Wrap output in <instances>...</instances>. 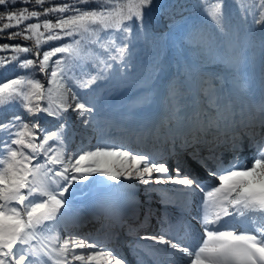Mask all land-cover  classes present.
I'll use <instances>...</instances> for the list:
<instances>
[{"label": "snow or ice", "instance_id": "6c2138e0", "mask_svg": "<svg viewBox=\"0 0 264 264\" xmlns=\"http://www.w3.org/2000/svg\"><path fill=\"white\" fill-rule=\"evenodd\" d=\"M31 2L0 0V38L7 32V41L34 42L0 44V53H12L0 56V66L15 63L25 70L0 85V112L19 105L31 117L14 114L0 121V264H128L116 246V227L133 238L128 247L137 264H162V254L163 264H264V96L237 111L234 102L221 107L210 90L207 113L194 114L181 131L174 122L177 92L169 88L168 112L154 134L165 143L171 138L172 148L166 156L133 150L104 131L100 101L131 67L132 47L150 35L167 38L154 31V0H69L49 7L44 5L51 0H34L41 10L16 8ZM233 2L242 21L264 25V0ZM195 6L221 37H229L226 0H196ZM50 15L55 19L40 21ZM55 41L62 43L42 50ZM232 69L238 90L247 93L248 78L239 65ZM41 113L55 121L50 128L40 123ZM245 140L251 162L241 155ZM224 144L232 152L228 160L220 150ZM132 181L146 186L142 201ZM82 185L102 192L96 206L112 221L95 232L79 230L83 220L74 193L83 192ZM124 206L130 208L126 218ZM169 206L182 210L191 239L172 230ZM153 221L157 230L140 236Z\"/></svg>", "mask_w": 264, "mask_h": 264}, {"label": "trees", "instance_id": "16d2710c", "mask_svg": "<svg viewBox=\"0 0 264 264\" xmlns=\"http://www.w3.org/2000/svg\"><path fill=\"white\" fill-rule=\"evenodd\" d=\"M69 0H51V4L45 3L44 7L52 4H62ZM243 4H251L252 0H241ZM196 0H154V11L152 12V24L156 33H166V39L149 38L142 39L137 45L141 46V52L135 53L131 50V67L120 76L116 77L109 85L110 91L106 93L101 107V114L107 125L106 114L115 115L122 119L133 117L134 110L138 107L139 99L147 98L154 102L158 91L165 83V92L169 88H175L177 98L175 100L176 112L179 105L186 102V87L184 79L192 81L201 92L204 98H207L210 90H215L219 80L224 78L235 82L232 65L237 64L241 67L243 75L248 80L251 73V64L258 59L261 54L264 56V48L261 47V39L264 38V25L253 26L248 22L242 21L239 9L233 0H226L225 11L229 16V37H221L210 19L204 12L195 6ZM28 7L30 10H41L40 6L35 5L34 0L29 4H16V8ZM88 8H95L97 5L88 4ZM44 19H55L53 16L40 17ZM36 22L27 21L25 23ZM159 22V23H158ZM23 27V25H21ZM11 28L8 31H16ZM7 32L0 38V44L5 42L10 44L23 43L27 46H33V41H23L17 38L7 41ZM62 41L50 42L42 46V50L55 46ZM12 53H0V56L11 55ZM28 55V58H34L31 54H21V58ZM247 61L244 63V61ZM264 62V57L262 58ZM264 65V64H263ZM25 70L19 69L15 63L6 66H0V85L12 78H18ZM34 73L35 78L44 80L43 75L37 69L28 70ZM264 66L258 71L256 78L260 88L264 91ZM239 75V74H238ZM139 84L142 88L138 96L125 94L124 89ZM88 91V90H81ZM259 96V95H257ZM112 97H116L112 101ZM140 97V98H139ZM185 97V98H184ZM206 105H208V101ZM167 104V101L165 100ZM168 106V105H167ZM14 114H20L25 119H30L27 113L19 106L14 105L9 109L0 112V121L9 119ZM40 123L45 127H51L55 121L45 114H39ZM73 131H82L80 122L76 120L75 114L71 116ZM89 133V139L92 138ZM77 142L80 136L76 137ZM92 143L93 139H91ZM75 147V145H73Z\"/></svg>", "mask_w": 264, "mask_h": 264}, {"label": "rangeland", "instance_id": "374dc122", "mask_svg": "<svg viewBox=\"0 0 264 264\" xmlns=\"http://www.w3.org/2000/svg\"><path fill=\"white\" fill-rule=\"evenodd\" d=\"M159 23V22H158ZM141 48V46H139V45H135L134 47H132V49L131 50H133L135 53H139V52H141L139 49ZM259 59H261V58H259ZM261 64L258 62V64H256V65H254L253 67H254V70H253V73H252V75L250 74L248 77L250 78L251 76H252V78H254V79H252V78H250L249 79V81L250 82H252V84H251V90H250V92L248 91L247 93H242V94H245L248 98H250V99H252L253 98V96H252V93L254 92H258V90H260V88H258V79L257 78H255L256 77V73H257V71L260 69V66ZM254 75V76H253ZM225 84H228V85H230V87L232 86L234 89H236V90H238V88H237V86L236 85H233V83H230L229 81H225L224 82ZM141 91V87H139V86H133V87H129V88H127L126 90H124V93H128V94H130L131 96H133L134 97V95H138V93ZM239 91V90H238ZM240 92V91H239ZM241 93V92H240ZM140 98V97H139ZM140 100H144V99H139V101H138V103L140 102ZM152 105H154V106H149V105H145V100L144 101H142L141 102V107L137 110V114H139V115H142V114H146V113H149V112H151V111H153V110H155V108H156V102H154V104L153 103H151ZM112 117H117V116H115L114 114L112 115ZM136 126V125H135ZM104 131L105 132H108V133H110V135H111V133H112V131H110V130H107V128H104ZM126 132H124L123 133V135H124V137L127 139V141L129 140V141H131V138L130 137H127L126 136ZM84 185H82L81 187H83ZM90 186V185H89ZM146 187V186H145ZM163 187H167V186H163ZM66 195H68L67 193H66ZM131 249L129 248L128 250H127V253H128V255H130V253H131ZM78 263V262H77Z\"/></svg>", "mask_w": 264, "mask_h": 264}, {"label": "bare ground", "instance_id": "6f19581e", "mask_svg": "<svg viewBox=\"0 0 264 264\" xmlns=\"http://www.w3.org/2000/svg\"><path fill=\"white\" fill-rule=\"evenodd\" d=\"M194 84V83H193ZM189 92V91H188ZM237 102V101H236ZM165 103V102H164ZM189 110V108H181L180 110H178V116H176V119L174 120V122H175V124H176V126L178 127V125H177V122L178 121H180L182 118H183V116L184 115H186V114H182V113H185L186 111H188ZM181 131H182V129L181 128H179ZM244 148H245V146L243 145V150H244ZM154 151H156V150H154ZM248 151V150H247ZM249 153H251V152H249ZM253 153V152H252ZM101 180H103L102 178H100ZM83 188V192L84 191H87V190H91V188H90V186H83L82 187ZM94 190V189H93ZM78 192H80V194H81V191H77V192H75V193H78ZM82 192V193H83ZM80 231H82V232H91L92 231V229L90 228V226H88L87 224H83V226L82 227H80V229H79ZM124 230H126V229H124ZM130 240H132L131 238H130V236L129 237H126V240H125V243H129V241ZM116 246L117 247H123V249H125V247L124 246H122L121 245V243H118V244H116ZM177 255H179V253H177ZM78 264V263H77Z\"/></svg>", "mask_w": 264, "mask_h": 264}]
</instances>
